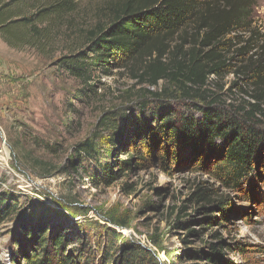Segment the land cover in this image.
I'll list each match as a JSON object with an SVG mask.
<instances>
[{
	"label": "rangeland",
	"instance_id": "obj_1",
	"mask_svg": "<svg viewBox=\"0 0 264 264\" xmlns=\"http://www.w3.org/2000/svg\"><path fill=\"white\" fill-rule=\"evenodd\" d=\"M72 1L75 11L55 29L54 43L44 52L13 49L0 36V146L5 139L11 151L6 165L0 161V193L13 200L19 213L25 209L34 218L31 224L49 220L55 230H62L69 241L66 255L85 239L100 257L104 248L117 256L139 246L150 253L152 264H206L189 254L205 250L208 243L225 242L221 255L215 254V264H264V196L260 191L246 198L248 192L227 190L208 171H195L188 151L179 163L166 166L158 151H144L138 167H126L122 174L115 168L116 177L110 183L99 181L103 176L97 166L76 155L74 148L91 137L107 111L122 114L120 127L129 138L134 126L146 124L155 129L171 113L196 119L202 115L190 109V101L151 100L145 109L138 107L141 94L173 89L165 81L152 87L148 78L141 80L143 66L138 63L112 70L108 77L97 76L103 84L98 96L74 99L81 86L56 66L57 61L86 46L93 32L111 23L127 0ZM258 4L256 20L261 26L264 0ZM165 42L163 63L183 59L191 48L190 38L183 42L180 34ZM235 81L238 78L232 74L213 78L208 90L227 104H239L245 89L235 88ZM116 157L120 164L127 158L120 151ZM72 163L80 164L81 176L71 172ZM96 169L97 182L88 177ZM197 185L214 191L211 199L228 201L226 220L219 221V211L204 214L201 209L207 203L184 204ZM206 216L218 220L206 225ZM18 226L17 214L0 226L2 264L10 263V245L19 235ZM236 244L243 245L245 252L236 251Z\"/></svg>",
	"mask_w": 264,
	"mask_h": 264
},
{
	"label": "trees",
	"instance_id": "obj_2",
	"mask_svg": "<svg viewBox=\"0 0 264 264\" xmlns=\"http://www.w3.org/2000/svg\"><path fill=\"white\" fill-rule=\"evenodd\" d=\"M258 8V0H127L111 23L93 32L86 46L57 61L60 70L79 82L81 90L74 95L78 101L99 95L103 84L97 76L108 77L112 70L138 63L143 66L141 80L148 78L152 87L165 81L173 88L141 94L138 107L145 109L151 100H182L190 101V109L202 115L196 119L171 113L155 129L146 124L134 126L129 138L120 127L122 114L105 112L91 137L74 148L77 156L101 171L99 181H113L115 168L122 174L126 167H138L144 151H158L165 166L179 163L188 151L192 168L208 171L227 190L248 192L246 198L255 197L254 191L264 196V22L259 26L256 20ZM75 9L72 0H0V36L13 49L44 52L54 43L55 29ZM179 34L183 42L190 38L191 48L183 59L163 63L166 39ZM229 74L238 78L235 88L245 89L239 104H227L208 90L213 78ZM118 151L127 157L122 164L116 157ZM70 167L72 173L82 175L80 164ZM97 169L88 174L96 182ZM246 185L249 191L243 190ZM213 195L214 191L197 185L184 204L207 203L201 209L204 214L219 211V221L226 220L228 201L213 200ZM8 197L0 193V226L13 214L19 218V235L11 242L9 264L153 263L150 253L139 246L117 256L104 248L100 257L92 253L85 239L66 255L69 241L65 233L55 230L49 220L31 224L34 218L25 209L19 213ZM185 209L183 206L181 211ZM217 220L206 216L203 223L211 225ZM218 237L214 235V239ZM223 243H208L205 250L189 255L215 264V254L221 255L227 245ZM236 251L245 252V247L236 244Z\"/></svg>",
	"mask_w": 264,
	"mask_h": 264
},
{
	"label": "built area",
	"instance_id": "obj_3",
	"mask_svg": "<svg viewBox=\"0 0 264 264\" xmlns=\"http://www.w3.org/2000/svg\"><path fill=\"white\" fill-rule=\"evenodd\" d=\"M0 133H1V128H0ZM7 159L11 160V151H10L9 145L4 139L0 146V161L5 162L4 165H6Z\"/></svg>",
	"mask_w": 264,
	"mask_h": 264
}]
</instances>
